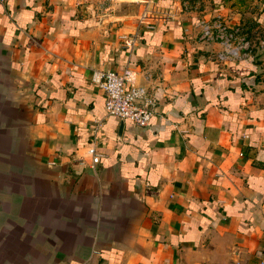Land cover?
<instances>
[{"label":"crops","instance_id":"crops-1","mask_svg":"<svg viewBox=\"0 0 264 264\" xmlns=\"http://www.w3.org/2000/svg\"><path fill=\"white\" fill-rule=\"evenodd\" d=\"M124 65L146 126L91 81ZM150 263L264 264V0H0V264Z\"/></svg>","mask_w":264,"mask_h":264},{"label":"built area","instance_id":"built-area-1","mask_svg":"<svg viewBox=\"0 0 264 264\" xmlns=\"http://www.w3.org/2000/svg\"><path fill=\"white\" fill-rule=\"evenodd\" d=\"M170 16L168 11L143 9L137 19L138 23H144L147 18H169ZM198 24L199 39L220 44V50L215 53L217 59H238L249 54V41L239 24L230 25L219 16L199 20ZM132 42L133 38L129 36L125 38L124 44L129 46ZM130 75L131 70L128 65L119 69H94L91 81L102 92L106 114L127 119L138 126H146L154 114L156 99L148 87L129 82ZM88 153L91 155L92 163L98 160L93 145L88 147Z\"/></svg>","mask_w":264,"mask_h":264},{"label":"rangeland","instance_id":"rangeland-1","mask_svg":"<svg viewBox=\"0 0 264 264\" xmlns=\"http://www.w3.org/2000/svg\"><path fill=\"white\" fill-rule=\"evenodd\" d=\"M258 28H256L257 30ZM245 34V33H244ZM246 38L249 39V40H252L253 41V36H254V33L253 31H249L247 34H245ZM249 46H250V52L249 53H252V49L254 48V45L252 42L249 43Z\"/></svg>","mask_w":264,"mask_h":264},{"label":"water","instance_id":"water-1","mask_svg":"<svg viewBox=\"0 0 264 264\" xmlns=\"http://www.w3.org/2000/svg\"><path fill=\"white\" fill-rule=\"evenodd\" d=\"M121 122H122V120L119 121V125H118V130L117 131H119L120 128H121Z\"/></svg>","mask_w":264,"mask_h":264}]
</instances>
